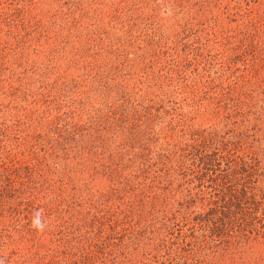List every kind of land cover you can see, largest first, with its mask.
Returning a JSON list of instances; mask_svg holds the SVG:
<instances>
[{
	"label": "trees",
	"instance_id": "1",
	"mask_svg": "<svg viewBox=\"0 0 264 264\" xmlns=\"http://www.w3.org/2000/svg\"><path fill=\"white\" fill-rule=\"evenodd\" d=\"M206 1L1 9L0 264H264V24Z\"/></svg>",
	"mask_w": 264,
	"mask_h": 264
},
{
	"label": "rangeland",
	"instance_id": "2",
	"mask_svg": "<svg viewBox=\"0 0 264 264\" xmlns=\"http://www.w3.org/2000/svg\"><path fill=\"white\" fill-rule=\"evenodd\" d=\"M210 1H216V6L212 5V8L209 12L206 11V23L204 24L205 27V33H214L213 31H218V33L223 28H230V27H237L239 23H237L238 19L234 18L237 14L245 15L246 13H252L259 17L260 19L257 21L258 24H264V0H207L206 2ZM6 3H9V0H0V11L2 8H5L7 5ZM238 9V10H237ZM237 10V14L235 12ZM234 15V16H233ZM160 21L162 24L166 25L170 22V18L168 14L164 13L163 11H160L159 13ZM262 21V23L260 22ZM174 22L175 32L179 28V25L181 26L183 23H185V19L183 15H180L178 18H176ZM171 24V23H170ZM218 25H221V27H218ZM171 27V25H169ZM264 27V25H263ZM3 30L6 31L7 28L1 27ZM212 28V29H211ZM199 29V28H198ZM194 29L192 33V37L196 35L197 30ZM166 34V28L162 27V34ZM261 35L264 37V32L261 33ZM220 36V35H218ZM223 37V36H222ZM221 39L220 37H218ZM222 40V39H221ZM215 41V40H214ZM229 42V41H228ZM221 43V42H220ZM204 51H206V58H212L214 65L218 68H220L222 62H226V47L223 42V46L219 47L215 45L214 43H211L210 45L204 46ZM234 55L231 53V56H228V58H231L230 60L235 62ZM255 69L263 70V64L260 61Z\"/></svg>",
	"mask_w": 264,
	"mask_h": 264
},
{
	"label": "clouds",
	"instance_id": "3",
	"mask_svg": "<svg viewBox=\"0 0 264 264\" xmlns=\"http://www.w3.org/2000/svg\"><path fill=\"white\" fill-rule=\"evenodd\" d=\"M36 223H39V221L37 220Z\"/></svg>",
	"mask_w": 264,
	"mask_h": 264
}]
</instances>
